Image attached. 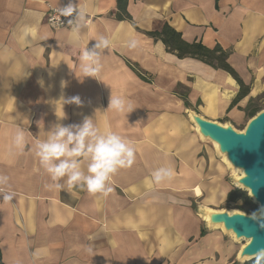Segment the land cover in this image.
<instances>
[{"label":"crops","instance_id":"0c3cea01","mask_svg":"<svg viewBox=\"0 0 264 264\" xmlns=\"http://www.w3.org/2000/svg\"><path fill=\"white\" fill-rule=\"evenodd\" d=\"M69 3L79 5L83 25L52 27L48 11ZM164 23L187 42L227 51L248 94L238 99L242 86L226 70L169 52L149 34ZM100 37L109 47L97 75L85 78L80 57ZM111 94L125 111L108 110ZM61 96L83 104L63 108ZM263 105L264 0H0V176L8 177L0 183V264H241L235 246L225 248L224 234L197 215L236 188L187 112L243 129ZM86 116L135 149L106 197L69 190L66 178L56 188L35 156L54 124ZM162 167L171 177L146 184Z\"/></svg>","mask_w":264,"mask_h":264},{"label":"clouds","instance_id":"9594fccd","mask_svg":"<svg viewBox=\"0 0 264 264\" xmlns=\"http://www.w3.org/2000/svg\"><path fill=\"white\" fill-rule=\"evenodd\" d=\"M61 15L71 17L68 25L78 30L84 23V13L79 5H69L60 9ZM30 29H25L20 37L21 42L26 40ZM109 40L100 37L91 49H85L80 57V70L85 78H94L100 71V50L109 47ZM131 46H135L133 41ZM43 87V81H40ZM62 86L63 83H62ZM82 106L79 96L64 97L56 101V105ZM125 111L126 102L121 97L111 94L108 110ZM63 117H58L63 120ZM24 133L18 132L14 138L16 147L22 146ZM35 156L40 166L50 176L56 188L62 187L61 180H65L68 189L79 187L89 194L107 196L112 188L110 181L119 170L129 168L134 163L135 149L122 136L114 132L101 131L94 119L84 117L78 124L56 123L47 131L46 139L35 144ZM172 175L171 169L159 168L146 179V184H160ZM7 176H0V183H7ZM5 195L4 200H10ZM249 219L264 230V205L258 207L249 215ZM253 264H264V249L253 254Z\"/></svg>","mask_w":264,"mask_h":264},{"label":"water","instance_id":"95a60500","mask_svg":"<svg viewBox=\"0 0 264 264\" xmlns=\"http://www.w3.org/2000/svg\"><path fill=\"white\" fill-rule=\"evenodd\" d=\"M187 114L200 139L205 143H217L219 147L215 148L221 160L226 156L236 164L227 165L233 173L237 169V174L242 176L241 179L235 175L231 178L236 188L248 192L254 204H259V207L264 205V109L252 117L242 130L229 121H213L191 109ZM198 210L205 220L206 230H215L216 225L223 224L225 235L230 236L232 232L237 242L246 241L237 255L238 262H250L254 253L264 249V230L249 219V214L228 209L200 207ZM219 212L224 213L220 215Z\"/></svg>","mask_w":264,"mask_h":264},{"label":"trees","instance_id":"16d2710c","mask_svg":"<svg viewBox=\"0 0 264 264\" xmlns=\"http://www.w3.org/2000/svg\"><path fill=\"white\" fill-rule=\"evenodd\" d=\"M154 38L160 39L169 52L176 53L179 58H196L204 61L205 63L212 65L217 68H222L233 75L241 84L242 90L239 95V98H243L248 94V87H245L243 82L239 79L237 73L227 62L228 52L224 51L220 46H216L213 49L207 48L201 42H187L183 39L181 33L176 31L168 23H164L160 30L153 31L149 33ZM251 103L250 105H253ZM262 109L260 107H255L251 112V118L254 117ZM227 203L229 204H239L236 209L251 213L257 209L248 196V194L240 189H235L228 194ZM203 235L205 232L203 231ZM245 264H253V260Z\"/></svg>","mask_w":264,"mask_h":264},{"label":"rangeland","instance_id":"374dc122","mask_svg":"<svg viewBox=\"0 0 264 264\" xmlns=\"http://www.w3.org/2000/svg\"><path fill=\"white\" fill-rule=\"evenodd\" d=\"M264 109V105H263V108H262V110ZM247 125V124H246ZM237 128V127H236ZM245 128V127H244ZM243 128V129H244ZM239 129V128H238ZM240 130H242V129H240ZM210 147H212L213 149H214V151H215V153H216V155H217V157L219 158V159H221L219 156H218V154H217V152H216V148L214 147V145L212 144V143H210V142H206ZM229 169V168H228ZM229 171L231 172V175H230V177H229V181H230V183H231V185H233L235 188H236V185L232 182V180H231V178L235 175L230 169H229ZM236 176V175H235ZM247 194H248V192H246ZM240 205L242 204V203H239ZM239 204H229V203H224L223 205H221V207L220 208H213V207H207V206H199V207H197V215L199 216V218L202 220V226H204V228H205V220H204V218L200 215V213L198 212L199 210V208L200 207H202V208H213V209H228V210H239V209H236V207H237V205H239ZM254 204V203H253ZM255 206H257V208L259 207V204H254ZM241 211V210H240ZM241 212H245V211H241ZM245 213H247V212H245ZM252 213V212H251ZM250 213V214H251ZM247 214H249V213H247ZM249 214V215H250ZM208 230V229H207ZM208 231H214V233L213 234H215V235H220V232L221 233H223L221 230H208ZM224 234V233H223ZM222 234V235H223ZM223 236H225V248H228V250H229V248H230V246H235V253H233V258H236V255H238V253H239V251H240V248L244 245V244H246V241H240V242H237L232 236H227V235H223ZM240 263V262H239ZM242 264V263H241Z\"/></svg>","mask_w":264,"mask_h":264},{"label":"built area","instance_id":"2783aa9c","mask_svg":"<svg viewBox=\"0 0 264 264\" xmlns=\"http://www.w3.org/2000/svg\"><path fill=\"white\" fill-rule=\"evenodd\" d=\"M69 19L72 18L62 16L60 9L58 8L50 9L46 16L47 22L54 28H69V29L75 28L74 26L68 25Z\"/></svg>","mask_w":264,"mask_h":264},{"label":"bare ground","instance_id":"6f19581e","mask_svg":"<svg viewBox=\"0 0 264 264\" xmlns=\"http://www.w3.org/2000/svg\"><path fill=\"white\" fill-rule=\"evenodd\" d=\"M222 126H223V127H227L226 124H223ZM213 145H214V147H217V148L219 147V145H218L217 143H214V142H213ZM223 162H224L226 165H228V166H230V165H231V166H232V165H236L234 162H231L226 156L224 157ZM234 174L236 175V177H237L238 179H241V178H242V176H239V175L237 174V169L234 170ZM219 213H220V215H223L224 212H219ZM206 219H207V220H210L209 217H206ZM215 230H221L224 234L226 233V230H225V227H224L223 224L216 225V226H215ZM229 235L232 236V237L234 236V234H233L232 232H230ZM242 247H243V246H242ZM242 247H241V248H242ZM241 248H240V249H241Z\"/></svg>","mask_w":264,"mask_h":264}]
</instances>
